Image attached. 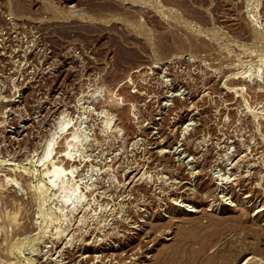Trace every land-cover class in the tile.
<instances>
[{
    "label": "rangeland",
    "instance_id": "374dc122",
    "mask_svg": "<svg viewBox=\"0 0 264 264\" xmlns=\"http://www.w3.org/2000/svg\"><path fill=\"white\" fill-rule=\"evenodd\" d=\"M0 264H264V0H0Z\"/></svg>",
    "mask_w": 264,
    "mask_h": 264
},
{
    "label": "bare ground",
    "instance_id": "6f19581e",
    "mask_svg": "<svg viewBox=\"0 0 264 264\" xmlns=\"http://www.w3.org/2000/svg\"><path fill=\"white\" fill-rule=\"evenodd\" d=\"M55 171L57 172V170H56V169H55ZM56 172H53V170H52V173L56 174Z\"/></svg>",
    "mask_w": 264,
    "mask_h": 264
}]
</instances>
